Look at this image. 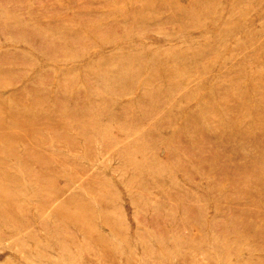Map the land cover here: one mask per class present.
Masks as SVG:
<instances>
[{"label": "rangeland", "instance_id": "obj_1", "mask_svg": "<svg viewBox=\"0 0 264 264\" xmlns=\"http://www.w3.org/2000/svg\"><path fill=\"white\" fill-rule=\"evenodd\" d=\"M0 264H264V0H0Z\"/></svg>", "mask_w": 264, "mask_h": 264}]
</instances>
